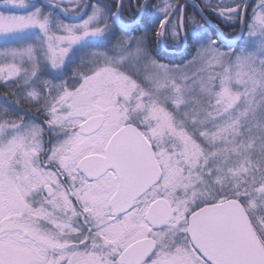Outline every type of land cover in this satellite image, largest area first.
<instances>
[{
	"label": "snow or ice",
	"instance_id": "6c2138e0",
	"mask_svg": "<svg viewBox=\"0 0 264 264\" xmlns=\"http://www.w3.org/2000/svg\"><path fill=\"white\" fill-rule=\"evenodd\" d=\"M0 9V264H264V0Z\"/></svg>",
	"mask_w": 264,
	"mask_h": 264
},
{
	"label": "flooded vegetation",
	"instance_id": "af4514ba",
	"mask_svg": "<svg viewBox=\"0 0 264 264\" xmlns=\"http://www.w3.org/2000/svg\"><path fill=\"white\" fill-rule=\"evenodd\" d=\"M256 2H257V0H250V3L253 4V5H254ZM226 31H227V30H226Z\"/></svg>",
	"mask_w": 264,
	"mask_h": 264
},
{
	"label": "rangeland",
	"instance_id": "374dc122",
	"mask_svg": "<svg viewBox=\"0 0 264 264\" xmlns=\"http://www.w3.org/2000/svg\"><path fill=\"white\" fill-rule=\"evenodd\" d=\"M0 10H2V9H0Z\"/></svg>",
	"mask_w": 264,
	"mask_h": 264
}]
</instances>
